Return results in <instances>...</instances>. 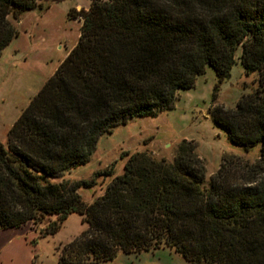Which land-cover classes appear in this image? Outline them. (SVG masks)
Returning a JSON list of instances; mask_svg holds the SVG:
<instances>
[{
	"label": "trees",
	"instance_id": "obj_1",
	"mask_svg": "<svg viewBox=\"0 0 264 264\" xmlns=\"http://www.w3.org/2000/svg\"><path fill=\"white\" fill-rule=\"evenodd\" d=\"M40 0H0V56L15 21ZM77 43L0 142V229L32 223L55 234L72 213L84 229L59 264H99L170 248L190 264H264V0H92ZM15 20V21H14ZM257 86L214 120L258 160L223 158L206 179L194 140L173 161L125 152L102 195L86 202L65 174L87 163L101 136L135 116L175 105L206 66L227 78L237 54Z\"/></svg>",
	"mask_w": 264,
	"mask_h": 264
},
{
	"label": "rangeland",
	"instance_id": "obj_2",
	"mask_svg": "<svg viewBox=\"0 0 264 264\" xmlns=\"http://www.w3.org/2000/svg\"><path fill=\"white\" fill-rule=\"evenodd\" d=\"M92 0H40L33 9L23 12L15 21L18 35L0 56V142L6 143L10 128L39 92L46 80L77 43L82 18L70 11L88 9ZM67 56V55H66ZM239 53L230 75L220 80L214 68L206 66L191 88L179 89L175 105L153 114L135 116L99 139L90 160L68 170L71 181H92L79 188L81 197L92 202L104 192L111 175L98 172L124 171L130 153L148 151L156 157L173 161L182 139L194 140L197 152L206 165V179L214 174L223 158L253 163L260 155V144L249 150L233 143L226 129L213 113L216 107L235 108L240 98L257 86L258 75H247ZM83 215L72 213L60 229L47 236L28 223L0 234V264H59V248L84 229ZM101 264H190L173 249L161 248L132 254H119Z\"/></svg>",
	"mask_w": 264,
	"mask_h": 264
},
{
	"label": "crops",
	"instance_id": "obj_3",
	"mask_svg": "<svg viewBox=\"0 0 264 264\" xmlns=\"http://www.w3.org/2000/svg\"><path fill=\"white\" fill-rule=\"evenodd\" d=\"M67 54H68V53H66L64 57H66ZM102 194H103V192H102L100 195H102ZM100 195H98V196H100ZM7 229H12V228L0 229V234H1L2 232H4L5 230H7ZM160 249H161V248H160ZM165 249H166V248H165ZM169 249H170V248H169ZM125 254H126V253H125ZM31 261H32V259H31V257H30V264H32ZM110 261H111V260H110ZM105 262H108V261H105ZM101 263H103V262H101ZM101 263H99V264H101Z\"/></svg>",
	"mask_w": 264,
	"mask_h": 264
}]
</instances>
